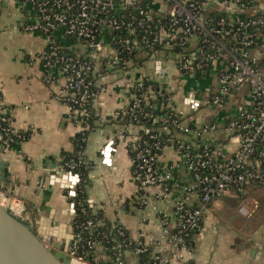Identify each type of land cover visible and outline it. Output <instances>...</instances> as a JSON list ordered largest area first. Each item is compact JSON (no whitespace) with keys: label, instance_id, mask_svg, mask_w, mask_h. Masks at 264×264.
<instances>
[{"label":"built area","instance_id":"1","mask_svg":"<svg viewBox=\"0 0 264 264\" xmlns=\"http://www.w3.org/2000/svg\"><path fill=\"white\" fill-rule=\"evenodd\" d=\"M24 1L31 10L24 31L46 39L39 54L43 78L59 82L57 99L80 130L98 98L99 80L119 75L131 93L127 106L114 113L122 125L117 137L128 152L139 223L155 233L131 236L123 226L97 219L86 196L77 197L81 180L75 164L65 163L78 178L65 191L72 219H82L75 227L70 223V264H193L209 206L224 194L250 219L259 201L248 192L264 185V57L256 50L264 31L261 0ZM160 55L183 79L158 84L155 92L150 76L132 73ZM211 74L214 78L201 82ZM233 96L240 97L236 110L218 114ZM200 109L206 115L207 109L218 110L198 120ZM25 138L26 132L12 125L0 94V152L5 155L14 141ZM166 148L178 152V160L163 163ZM82 161L80 152L77 164ZM0 205L26 220L20 199L0 190ZM103 242H111L110 248Z\"/></svg>","mask_w":264,"mask_h":264},{"label":"crops","instance_id":"2","mask_svg":"<svg viewBox=\"0 0 264 264\" xmlns=\"http://www.w3.org/2000/svg\"><path fill=\"white\" fill-rule=\"evenodd\" d=\"M261 3L264 7V0ZM160 4L158 1L155 8H161ZM30 18V6L24 0H0V94L11 114L12 125L26 132V138L14 141L5 155L0 152L6 162L0 190L24 203L25 218L35 232L45 236L55 229L70 235V201L66 189L59 188L57 183L50 184L49 172L52 164L62 172L59 166L61 152L72 150L71 139L80 131V126L70 119L65 104L57 99L61 88L59 82H46L43 78L45 69L39 54L45 48L46 39L40 34L24 31L23 24ZM256 50L264 57V31ZM145 63L149 65L143 69ZM133 70L132 74L150 76L159 85H174L178 77L183 79L173 62L162 55L145 59ZM111 76L98 82L99 94L94 102L98 116L94 128L87 135L83 151L90 164L85 195L105 224H119L131 236L138 231L146 235L151 230L155 233L150 225L139 223L142 213L134 206L135 183L128 152L125 143L117 137L122 125L114 113L127 106L131 93L124 79L121 81L119 75H113L115 78L110 80ZM205 78H214V75H206ZM174 102L180 105L182 98L174 97ZM179 156L178 152L166 148L162 161L170 164ZM42 194L49 197L44 202L45 206L51 207L48 213L41 210ZM251 195L259 201V208L247 228L249 235L243 241L228 242L231 248H239L241 252L218 263L215 259L209 260L213 257L210 241L201 240L206 228L215 227V217L221 218L228 211L224 205L235 201L230 194H224L209 206L204 230L193 246V264H210V261L218 264H264V185L253 186ZM161 206L169 208L168 205ZM147 212L152 219L154 214ZM230 215L232 219L236 216ZM220 252L225 254V249Z\"/></svg>","mask_w":264,"mask_h":264},{"label":"water","instance_id":"3","mask_svg":"<svg viewBox=\"0 0 264 264\" xmlns=\"http://www.w3.org/2000/svg\"><path fill=\"white\" fill-rule=\"evenodd\" d=\"M5 165L6 162L0 155V180L3 179L2 171ZM51 168L49 177L52 186L57 183L59 188L67 189L77 182V176L71 175L64 168L61 167L62 172L56 170L53 164ZM49 190L52 191L53 188L50 187ZM42 197L44 200L41 210L45 209L48 213L51 207L45 206L44 202L49 197L44 194ZM70 207L72 211L73 204H70ZM25 221L0 205V264H70L71 257L67 253V247L71 235L54 229L43 236L38 233L39 231L35 232ZM47 239L48 245H45Z\"/></svg>","mask_w":264,"mask_h":264},{"label":"rangeland","instance_id":"4","mask_svg":"<svg viewBox=\"0 0 264 264\" xmlns=\"http://www.w3.org/2000/svg\"><path fill=\"white\" fill-rule=\"evenodd\" d=\"M147 65H149V63H145L143 69H145V66ZM136 75H139V74H136ZM113 78L115 77L111 76L110 80H112ZM118 79L123 81V77L120 78V76H118ZM210 79L211 78H207V79L205 78V79H202L201 82L206 84ZM109 89H111V87ZM184 93L186 94V89H184L183 94ZM238 98L240 97L238 96L236 98L234 96L231 97V102L225 103L223 105V109H219V110L218 109L216 110L207 109L206 110L207 115L206 113H203V109H200V111L195 112V116L197 117L198 120H201L205 118V115L208 116L212 114H217V110H218V114H220L221 112H227L226 115L233 113L234 110H236L234 106H236V103H237L236 101H238ZM248 193L251 194V192H248ZM236 203H237V200L235 199L234 202H229L228 205H224V209H227L228 211H226V213H224L221 216V218L215 217L214 219L215 221L213 223L215 227L214 228L208 227L205 229L203 233V237L201 240L210 241L213 247V250H212L213 257L209 260L215 259L214 260L215 262L221 263L226 258H230L233 256L236 257L237 254L241 252V249L239 248H234V247L231 248L230 246L231 244H229L228 242L231 241L233 243H237L239 241L238 239H241L240 241H243L244 239H246V235H249L248 234L249 231L247 228H249V225H251V218L253 217L254 214H252V216L248 220L243 218L236 211ZM230 213H233L236 215L234 219H232ZM222 249H225V254L220 252ZM218 263H212V261H210V264H218Z\"/></svg>","mask_w":264,"mask_h":264},{"label":"trees","instance_id":"5","mask_svg":"<svg viewBox=\"0 0 264 264\" xmlns=\"http://www.w3.org/2000/svg\"><path fill=\"white\" fill-rule=\"evenodd\" d=\"M156 49H159V47L157 46ZM151 84H152L151 89L153 91L156 92V91L159 90L158 83L151 81ZM147 85H148V83H146L145 86H147ZM160 99L162 100L163 98H160ZM159 114H161V111L159 112ZM97 116L98 115L96 114L95 108L93 106L92 107V111H91V115L87 119H85V121L81 125V126H83L82 129L80 131H78L71 139L72 146H73L72 150H70V151H62L61 152L60 165L63 166L62 168H64L65 170H69L66 167L65 163H73V164H75V168H74L73 172L79 174V176H80L81 184H80V186L78 188V195H77V197H79V198L80 197L85 198V196H86L85 195V190L83 191V189H84L85 185L88 182V172L90 170V164L85 159V157L83 155V151H84L87 135L94 128L95 120L97 119ZM116 119H119V118H116ZM150 125H151L150 122H146L144 126L145 127H149ZM156 125L157 124H155V126ZM80 152L82 154V160H84V161H82L81 163L77 164L78 154ZM96 218L102 220L101 219L102 217L100 216V214H97ZM73 221H74L73 226L75 227V225L77 223H80L82 221V219L80 217H74L72 219V222ZM98 228H99L100 231H104L101 226H99ZM74 231H77V228H74ZM87 234H90V232H87ZM92 235H95V233H93ZM112 236H111V238H112ZM114 236H116V235H114ZM116 238L119 239L117 236H116ZM103 245L108 247V248H110L111 242L110 243L109 242L108 243L103 242ZM105 254L110 255L111 251L110 250H106Z\"/></svg>","mask_w":264,"mask_h":264},{"label":"flooded vegetation","instance_id":"6","mask_svg":"<svg viewBox=\"0 0 264 264\" xmlns=\"http://www.w3.org/2000/svg\"><path fill=\"white\" fill-rule=\"evenodd\" d=\"M28 220H26L25 222L28 224V222H27ZM72 221V220H71ZM32 228V227H31ZM33 229V228H32ZM34 230V229H33ZM45 242L46 243H48V239L47 240H45Z\"/></svg>","mask_w":264,"mask_h":264},{"label":"bare ground","instance_id":"7","mask_svg":"<svg viewBox=\"0 0 264 264\" xmlns=\"http://www.w3.org/2000/svg\"><path fill=\"white\" fill-rule=\"evenodd\" d=\"M71 264H77V263L74 261V262H72Z\"/></svg>","mask_w":264,"mask_h":264}]
</instances>
